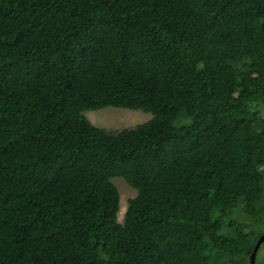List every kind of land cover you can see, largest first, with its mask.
Here are the masks:
<instances>
[{
	"label": "trees",
	"instance_id": "obj_1",
	"mask_svg": "<svg viewBox=\"0 0 264 264\" xmlns=\"http://www.w3.org/2000/svg\"><path fill=\"white\" fill-rule=\"evenodd\" d=\"M263 232L264 0H0V264H249Z\"/></svg>",
	"mask_w": 264,
	"mask_h": 264
},
{
	"label": "rangeland",
	"instance_id": "obj_2",
	"mask_svg": "<svg viewBox=\"0 0 264 264\" xmlns=\"http://www.w3.org/2000/svg\"><path fill=\"white\" fill-rule=\"evenodd\" d=\"M83 114L94 125L107 130H120L123 128L134 127L151 119L152 114L141 110H130L125 108L107 107L99 110L85 111ZM117 187L120 200L118 221L122 222L127 207L128 200L136 196V189L129 186L121 177L111 179ZM258 259L264 257V242L257 253Z\"/></svg>",
	"mask_w": 264,
	"mask_h": 264
},
{
	"label": "water",
	"instance_id": "obj_3",
	"mask_svg": "<svg viewBox=\"0 0 264 264\" xmlns=\"http://www.w3.org/2000/svg\"><path fill=\"white\" fill-rule=\"evenodd\" d=\"M263 241H264V232L258 237L253 247V250L249 257V264H255V256H256L257 250L262 245Z\"/></svg>",
	"mask_w": 264,
	"mask_h": 264
}]
</instances>
